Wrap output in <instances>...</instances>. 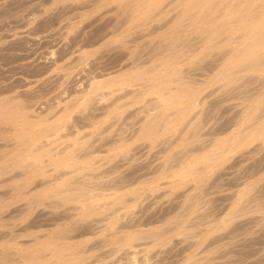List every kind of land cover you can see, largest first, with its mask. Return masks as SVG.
<instances>
[{
	"label": "rangeland",
	"instance_id": "obj_1",
	"mask_svg": "<svg viewBox=\"0 0 264 264\" xmlns=\"http://www.w3.org/2000/svg\"><path fill=\"white\" fill-rule=\"evenodd\" d=\"M141 1L2 0L0 264H264V0Z\"/></svg>",
	"mask_w": 264,
	"mask_h": 264
},
{
	"label": "bare ground",
	"instance_id": "obj_2",
	"mask_svg": "<svg viewBox=\"0 0 264 264\" xmlns=\"http://www.w3.org/2000/svg\"><path fill=\"white\" fill-rule=\"evenodd\" d=\"M45 1V0H44ZM106 1V0H105ZM115 1V0H114ZM143 1V0H142ZM141 1V2H142ZM173 1H175V0H173ZM194 1V0H193ZM201 1V0H200ZM243 1V0H242ZM140 2V3H141ZM263 2V1H262ZM159 3V2H158ZM169 3V2H168ZM174 3V2H173ZM216 3V2H215ZM9 4V3H8ZM11 4H13V3H11ZM104 4V3H103ZM102 5V4H101ZM135 6H137L136 4H134ZM149 5V4H148ZM247 5V4H246ZM13 6V5H12ZM135 6L133 7V9H135ZM142 6V5H141ZM166 6V5H165ZM189 6V5H188ZM223 6V5H222ZM259 6V5H258ZM138 7V6H137ZM137 7H136V9H137ZM261 7V6H260ZM205 8V7H204ZM213 8V7H212ZM232 8H233V6H232ZM257 8H259V7H257ZM262 8V7H261ZM135 9V10H136ZM187 9V8H186ZM260 9V8H259ZM78 10V9H77ZM138 10V9H137ZM173 10V9H172ZM190 10V9H189ZM262 10V9H261ZM140 11V9L138 10V12ZM169 11H171V10H169ZM7 11L3 8V6H2V0H0V30H1V28L3 27V23L1 22V20H2V18H4L5 17V13H6ZM71 12V11H70ZM264 12V11H263ZM177 13V12H176ZM195 13V12H194ZM202 13V12H201ZM212 13V12H211ZM259 13V12H258ZM32 14V13H31ZM135 15V14H134ZM133 15V16H134ZM249 15V14H248ZM260 15V14H259ZM262 15V14H261ZM136 16V15H135ZM156 16V15H155ZM217 16V15H216ZM255 16H256V14H255ZM154 17V16H153ZM248 17V16H247ZM12 18V17H11ZM27 18H29V17H27ZM260 18H261V16H260ZM135 19V18H134ZM262 19H264V18H262ZM186 20V19H185ZM171 21V20H170ZM208 21V20H207ZM206 21V22H207ZM79 22V21H78ZM211 23V22H210ZM244 24V23H243ZM263 25V24H262ZM8 26V25H7ZM248 26V25H247ZM264 26V25H263ZM28 27V26H27ZM140 26H137V28H139ZM6 28V27H5ZM4 28V29H5ZM163 28V27H162ZM12 30V29H11ZM13 30H14V28H13ZM262 30V29H261ZM260 30V31H261ZM264 30V29H263ZM2 31V30H1ZM135 31V30H134ZM176 31V30H175ZM11 32H13V31H11ZM10 33V32H9ZM256 33V32H255ZM261 33V32H260ZM124 34V33H123ZM132 34V33H131ZM136 34H137V36H138V34L141 36V34H140V32H136ZM261 34H263V32L261 33ZM19 35V34H18ZM17 34H13L12 36L11 35H9L8 37L9 38H11V40H10V42H9V47H10V49H11V47L12 46H15L16 44V37L18 36ZM133 35V34H132ZM253 35V34H252ZM156 36V35H155ZM264 36V35H263ZM185 37V36H184ZM254 37V36H253ZM180 38H182V37H180ZM255 38V37H254ZM4 39V38H3ZM118 39V38H117ZM134 39V38H133ZM132 39V41L131 42H133L134 40ZM141 39H142V37H141ZM239 39V38H238ZM17 40H18V38H17ZM137 40V39H136ZM240 40V39H239ZM5 41V40H4ZM50 41V40H49ZM237 41V40H236ZM38 42V41H37ZM183 42V41H182ZM201 42V41H200ZM220 42V41H219ZM238 42V41H237ZM26 43V42H25ZM50 43V42H49ZM91 43V42H90ZM135 43V42H134ZM147 43V42H146ZM31 44V43H30ZM190 44V43H189ZM70 45V44H69ZM76 45V44H75ZM178 45V44H177ZM181 45V44H180ZM17 46H18V44H17ZM141 46H143V45H141ZM145 46H146V44H145ZM87 47V46H86ZM189 47V46H188ZM191 47V46H190ZM82 48H84V46L82 47ZM127 48V47H126ZM140 48V47H139ZM162 48V47H161ZM9 49V50H10ZM13 49V48H12ZM16 48H14L13 50H15ZM4 50V49H3ZM12 50V51H13ZM132 50V49H131ZM233 50V49H232ZM124 51V50H123ZM260 51V50H259ZM0 52H1V49H0ZM15 52V51H14ZM73 52V51H72ZM226 52V51H225ZM36 53V52H35ZM66 54V48H64V47H62V46H60L59 48H58V54H59V56L58 57H60V58H62L63 57V54ZM77 53V52H76ZM135 53V52H134ZM187 53V52H186ZM252 53V52H251ZM263 53V52H262ZM8 54V53H7ZM57 54V55H58ZM74 54V53H73ZM194 54V53H193ZM42 55V54H41ZM44 55V54H43ZM49 55H51V56H54V55H56L55 54V52H50V54ZM79 55V54H78ZM81 55V54H80ZM144 55V54H143ZM185 55V54H184ZM226 55V54H225ZM254 55V54H253ZM45 56V55H44ZM108 56V55H107ZM57 57V58H58ZM123 57V56H122ZM168 57H169V55H168ZM192 57V56H191ZM244 57V56H243ZM53 58V57H52ZM51 58V59H52ZM188 58V57H187ZM48 59V58H47ZM51 59H49V60H51ZM53 59H55V58H53ZM53 59H52V61H53ZM121 59V58H120ZM49 60H48V62H49ZM64 60V59H63ZM136 60V59H135ZM134 60V61H135ZM155 60V59H154ZM240 60V59H239ZM26 61V60H25ZM35 61V60H34ZM45 61H46V59H45ZM56 61V60H55ZM55 61H54V65H55ZM36 62V61H35ZM48 62H47V64H48ZM51 62V61H50ZM188 62V61H187ZM218 62V61H217ZM263 62V61H262ZM53 63V62H52ZM58 63V62H57ZM114 63V62H113ZM135 63V62H134ZM133 63V64H134ZM232 64V63H231ZM72 65V64H71ZM89 65V64H88ZM139 65V64H138ZM190 65V64H189ZM247 65V64H246ZM59 66V65H58ZM99 66V65H98ZM200 66V65H199ZM198 66V67H199ZM27 67H31V68H28V69H26L25 70V75L27 76V77H29V79L31 80H35V79H37L39 76H42V75H44L45 73H46V71L48 70V66L46 65V64H42V66L40 67V64L38 65H36V66H33V65H28ZM70 67V66H69ZM89 67V66H88ZM187 67V66H186ZM68 68V67H67ZM124 68V67H123ZM188 68H189V66H188ZM193 68V67H192ZM87 69V68H86ZM149 69V68H148ZM194 69V68H193ZM196 69V68H195ZM198 69V68H197ZM209 69V68H208ZM207 69V70H208ZM88 70V69H87ZM92 70V69H91ZM209 71V70H208ZM210 72V71H209ZM237 72V71H236ZM35 73H39L40 75L39 76H35L34 74ZM93 73V72H92ZM203 73V72H202ZM69 74V73H68ZM167 74V73H166ZM194 74V73H193ZM221 74V73H220ZM17 76V75H16ZM180 76V75H179ZM72 77V76H71ZM75 77V76H74ZM132 77V76H131ZM184 77V76H183ZM26 78V77H25ZM79 78H80V74H79ZM86 78V77H85ZM148 78V77H147ZM204 78V77H203ZM72 79V78H71ZM95 79V78H94ZM149 79V78H148ZM21 80V79H20ZM31 81L30 83L31 84H34V83H38V82H40V80L38 81ZM76 81L78 80V77L76 76V79H75ZM84 80V79H83ZM100 80V79H99ZM174 80V79H173ZM18 81V80H17ZM22 81H20L19 83H21ZM44 82V81H43ZM82 82V81H81ZM87 82V81H86ZM89 82V81H88ZM87 82V83H88ZM245 82V81H244ZM243 82V83H244ZM2 83V82H1ZM84 83V82H83ZM134 83V82H133ZM79 84V83H78ZM177 84V83H176ZM200 84V83H199ZM202 84V83H201ZM85 85V84H84ZM124 85V84H123ZM166 85V84H165ZM240 85H242V84H240ZM76 86V85H75ZM152 86V85H151ZM259 86V85H258ZM81 87V86H80ZM75 88H77V87H75ZM84 88V87H83ZM82 88V89H83ZM92 88V87H91ZM161 88V87H160ZM171 88V87H170ZM243 88V87H242ZM166 89V88H165ZM184 89V88H183ZM64 90V89H63ZM80 90H81V88H80ZM168 90V89H167ZM196 90V89H195ZM239 90V89H238ZM252 90V89H251ZM251 90H249V91H251ZM185 91V90H184ZM255 91V90H254ZM141 92V91H140ZM240 92V91H239ZM242 92V91H241ZM241 92H240V94H241ZM257 92V91H256ZM26 93V92H25ZM130 93V92H129ZM185 93V92H184ZM183 93V94H184ZM252 93V92H251ZM248 94V93H247ZM250 94V93H249ZM254 94V93H253ZM12 95V94H11ZM187 95V94H186ZM166 96V95H165ZM63 97V96H62ZM155 97V96H154ZM252 97V95H245V99H250ZM5 98V97H4ZM57 98V97H56ZM83 98V97H82ZM207 98V97H206ZM7 99V98H6ZM52 99V98H51ZM55 99V98H54ZM59 99V98H58ZM175 99V98H174ZM220 99V98H219ZM1 100V99H0ZM99 100V99H98ZM145 100V99H144ZM221 100V99H220ZM219 100V101H220ZM225 100V99H224ZM105 101V100H104ZM2 102V101H1ZM52 102V101H51ZM218 102V101H217ZM39 103V102H38ZM98 103V102H97ZM214 103V102H213ZM254 103V102H253ZM51 104V103H50ZM163 107V106H162ZM257 107V106H256ZM128 108V107H127ZM254 108V107H253ZM263 108V107H262ZM44 109V108H43ZM200 109H201V107H200ZM215 109V108H214ZM225 109V108H224ZM76 110V109H75ZM79 110V109H78ZM263 110V109H262ZM124 111V110H123ZM244 111V110H243ZM252 111H253V109H252ZM145 112V111H144ZM73 113V112H72ZM198 113V112H197ZM174 114V113H173ZM247 114H249V113H247ZM164 116V115H163ZM184 116V115H183ZM214 116V115H213ZM237 116V115H236ZM193 117H194V115H193ZM192 117V118H193ZM196 117V116H195ZM203 117H205L204 115H203ZM190 118V117H189ZM3 119V118H2ZM63 119V118H62ZM89 119V118H88ZM259 120H260V118H258ZM55 120H57V119H55ZM85 120V119H84ZM175 121V120H174ZM190 121H192V120H190ZM20 122V121H19ZM63 122V121H62ZM216 122V121H215ZM252 123L254 122V121H251ZM256 122V121H255ZM257 122H258V120H257ZM256 122V123H257ZM22 123H23V121H22ZM75 123V122H74ZM103 123V122H102ZM164 123V122H163ZM255 123V124H256ZM45 124V123H44ZM43 124V125H44ZM54 124V123H53ZM105 124V123H104ZM228 124V123H227ZM239 124V123H238ZM187 125V124H186ZM229 125V124H228ZM256 125H258V124H256ZM255 125V126H256ZM48 126V125H47ZM219 126V125H218ZM224 126V125H223ZM67 127V126H66ZM109 127V126H108ZM236 127H238V126H236ZM244 127V126H243ZM80 128V127H79ZM126 128V127H125ZM220 128V127H219ZM241 128V127H240ZM245 128V127H244ZM252 128V124H250L249 126H247V130H246V132L247 131H249V129H251ZM256 128V127H255ZM260 128V127H259ZM46 129V128H45ZM71 129V128H70ZM169 129V128H168ZM207 129V128H206ZM212 129V128H211ZM216 129H218V127L216 128ZM106 130H108V129H106ZM209 130V129H208ZM263 130V129H262ZM14 131V130H13ZM43 131V130H42ZM47 131V130H46ZM66 131V130H65ZM170 131V130H169ZM212 131V130H211ZM220 131H221V129H220ZM223 131V130H222ZM242 131V130H241ZM264 131V130H263ZM93 132V131H92ZM104 132V131H103ZM207 132V131H206ZM218 132V131H217ZM39 133V132H38ZM37 133V134H38ZM195 133V132H194ZM213 135L216 133V131L214 132H211ZM220 133V132H219ZM225 133V132H224ZM230 133V132H229ZM241 133V132H240ZM242 133H244V130H243V132ZM10 134V133H9ZM56 134V133H55ZM210 134V133H209ZM3 135V134H2ZM1 135V136H2ZM6 135V134H5ZM78 135V134H77ZM154 135V134H153ZM204 135V134H203ZM211 135V134H210ZM216 135V134H215ZM51 136V135H50ZM53 136V135H52ZM206 136V135H205ZM231 136V135H230ZM47 137V136H46ZM197 137V136H196ZM195 137V138H196ZM209 138V137H208ZM235 138V137H234ZM156 139V138H155ZM192 139V138H191ZM85 140V139H84ZM129 140V139H128ZM167 140V139H166ZM222 140V139H221ZM44 141V140H43ZM50 141V140H49ZM95 141V140H94ZM208 141V140H207ZM8 142V141H7ZM52 142V141H51ZM113 142V141H112ZM172 142V141H171ZM175 142V141H174ZM11 143V142H10ZM106 143V142H105ZM111 143V142H110ZM204 143V142H203ZM234 143V142H233ZM107 144V143H106ZM169 144V143H168ZM53 145V144H52ZM202 145V144H201ZM224 145V144H223ZM258 145V144H257ZM203 146V145H202ZM262 146V145H261ZM261 146H259V147H261ZM12 147V146H11ZM103 147V146H102ZM239 147V146H238ZM65 148V147H64ZM97 148V147H96ZM152 148V147H151ZM255 148H257V147H255ZM75 149V148H74ZM82 149V148H81ZM145 149V148H144ZM143 149V150H144ZM236 149V148H235ZM234 149V150H235ZM57 150V149H56ZM162 150V149H161ZM201 150V149H200ZM213 150V149H212ZM227 150V149H226ZM2 151V150H1ZM0 151V152H1ZM142 151V150H141ZM184 151V150H183ZM252 151V150H251ZM250 151V152H251ZM264 151V150H263ZM63 152V151H62ZM140 152V151H139ZM164 152V151H163ZM190 152V151H189ZM197 152V151H196ZM227 152V151H226ZM225 152V153H226ZM56 153V152H55ZM179 153V152H178ZM230 153V152H229ZM249 153V152H248ZM183 154V153H182ZM190 154V153H189ZM192 154H194V153H192ZM251 154V153H250ZM51 155V154H50ZM131 155V154H130ZM174 155V154H173ZM254 155V154H253ZM1 156V155H0ZM157 156V155H156ZM161 156V155H160ZM186 156V155H185ZM73 157V156H72ZM191 157V156H190ZM250 157V156H249ZM215 158H216V156H215ZM13 159V158H12ZM57 159V158H56ZM81 159V158H80ZM120 159V158H119ZM122 159V158H121ZM243 159H244V157L241 159L242 161H243ZM247 159V158H246ZM246 159H245V161H246ZM261 159H263L262 157H261ZM25 160V159H24ZM68 160V159H67ZM129 160V159H128ZM186 160V159H185ZM211 160H213V159H211ZM260 160V159H259ZM264 160V159H263ZM21 161V160H20ZM115 161V160H114ZM257 161V160H256ZM262 161V160H261ZM169 162V161H168ZM182 162V161H181ZM197 162V161H196ZM241 162V161H240ZM19 163V162H18ZM117 163V162H116ZM206 163V162H205ZM242 163V162H241ZM248 163V162H247ZM263 163V162H262ZM1 164V163H0ZM82 164V163H81ZM175 164V163H174ZM196 164V163H195ZM194 164V165H195ZM212 164V163H211ZM218 164V163H217ZM261 164V163H260ZM264 164V163H263ZM262 164V165H263ZM149 165V164H148ZM185 165V164H184ZM222 165V164H221ZM236 165H237V163H236ZM257 165V164H256ZM29 166H31L30 164H29ZM142 166V165H141ZM176 166V165H175ZM238 166V165H237ZM251 166V165H250ZM111 167H113V166H111ZM138 167V166H137ZM144 167V166H143ZM196 167V166H195ZM194 167V168H195ZM199 167V166H198ZM228 167V166H227ZM262 167V166H261ZM45 168V167H44ZM96 168V167H95ZM110 168V167H109ZM119 168V167H118ZM160 168V167H159ZM171 168V167H170ZM174 168V167H173ZM187 168V167H186ZM231 168V167H230ZM255 168V167H254ZM263 168H264V166H263ZM43 169V168H42ZM226 169V168H225ZM234 169V168H233ZM256 169V168H255ZM35 170V169H34ZM115 170L117 171V169L115 168ZM164 170V169H163ZM168 170V169H167ZM249 170V169H248ZM109 171V170H108ZM254 171H256V170H254ZM259 171V170H258ZM105 172V171H104ZM138 172V171H137ZM206 172V171H205ZM224 172V171H223ZM102 173V172H101ZM136 173V172H135ZM256 173H259V172H256ZM17 174V173H16ZM112 174H114V173H112ZM153 174V173H152ZM188 174H190V173H188ZM228 174V173H227ZM254 174V173H253ZM84 175V174H83ZM98 175H100V174H98ZM147 175V174H146ZM145 175V176H146ZM77 176V175H76ZM249 176V175H248ZM95 177H97V176H95ZM105 177V176H104ZM115 177V176H114ZM125 177V176H124ZM123 177V178H124ZM129 177V176H128ZM134 177V176H133ZM181 177V176H180ZM199 177V176H198ZM227 177V176H226ZM244 177V176H243ZM242 177V178H243ZM259 177V176H258ZM6 178V177H5ZM99 178V177H98ZM8 179V178H7ZM132 179V178H131ZM196 179V178H195ZM209 179V178H208ZM61 180V179H60ZM123 180V179H122ZM128 180H130L129 178H128ZM127 180V181H128ZM133 180V179H132ZM149 180V179H148ZM55 181V180H54ZM118 181H120V180H118ZM125 181V180H124ZM145 181V180H144ZM216 181V180H215ZM131 182V181H130ZM139 182V181H138ZM34 183V182H33ZM120 183V182H119ZM127 183V182H126ZM182 183V182H181ZM190 183V182H189ZM210 183V182H209ZM4 184V183H3ZM6 184V183H5ZM76 184V183H75ZM81 184V183H80ZM106 184V183H105ZM104 184V185H105ZM122 184V183H121ZM123 184H124V182H123ZM122 184V185H123ZM202 184V183H201ZM157 185V184H156ZM112 186V185H111ZM114 186V185H113ZM264 186V185H263ZM11 187V186H10ZM23 187V186H22ZM26 187V186H25ZM31 187V186H30ZM29 187V188H30ZM37 187V186H36ZM115 187H116V185H115ZM122 188V187H121ZM203 188V187H202ZM120 189V188H119ZM186 189V188H185ZM21 190V189H20ZM148 190V189H147ZM65 191V190H64ZM18 192V191H17ZM93 192V191H92ZM68 194V193H67ZM105 195V194H104ZM138 195V194H137ZM239 195V194H238ZM228 196V195H227ZM241 196V195H240ZM69 197V196H68ZM97 197V196H96ZM2 198V197H1ZM13 198V197H12ZM125 198V197H124ZM146 198V197H145ZM21 199V198H20ZM51 199V198H50ZM3 200V199H2ZM18 200V199H17ZM63 200H64V198H63ZM128 200V199H127ZM145 200V199H144ZM247 200V199H246ZM39 201V200H38ZM131 201V200H130ZM133 202V201H132ZM243 202H245V201H243ZM11 204V203H10ZM136 204V203H135ZM134 204V205H135ZM169 205V204H168ZM171 205V204H170ZM50 206V205H49ZM140 206V205H139ZM48 207V206H47ZM46 207V208H47ZM84 207V206H83ZM204 207V206H203ZM235 207V206H234ZM240 207V206H239ZM244 208H245V206H243ZM55 208H57V207H55ZM169 208V207H168ZM42 209V208H41ZM70 209V208H69ZM112 209V208H111ZM137 209V208H136ZM46 210V209H45ZM118 210V209H117ZM15 211V210H14ZM73 211V210H72ZM115 211V210H114ZM9 212V211H8ZM240 212H242V211H240ZM113 213V212H112ZM134 213V212H133ZM140 213V212H139ZM162 213V212H161ZM235 213V212H234ZM45 214V213H44ZM43 214V215H44ZM123 214V213H122ZM154 214V213H153ZM127 215V214H126ZM240 215V214H239ZM121 216V215H120ZM165 216V215H164ZM11 217V216H10ZM13 217H15V216H13ZM38 217V216H37ZM130 217V216H129ZM144 217V216H143ZM146 217V216H145ZM155 217H157V216H155ZM140 218H142V217H140ZM106 219V218H105ZM132 219V218H131ZM160 219V218H159ZM4 220V219H3ZM152 220V219H151ZM225 220V219H224ZM44 221V220H43ZM130 221V220H129ZM136 221V220H135ZM95 222V221H94ZM138 222H140V220L138 221ZM135 223V222H134ZM137 223V222H136ZM150 223V222H149ZM78 224V223H77ZM95 224V223H94ZM196 224V223H195ZM225 224V223H224ZM99 225V224H98ZM93 226V225H92ZM121 226V225H120ZM123 226V225H122ZM121 226V227H122ZM128 226V225H127ZM140 226H142V225H140ZM147 226V225H146ZM120 227V228H121ZM225 227V226H224ZM86 229V228H85ZM171 229V228H170ZM71 230V229H70ZM73 230V229H72ZM142 230V229H141ZM28 231V230H27ZM83 231V230H82ZM1 232V231H0ZM67 231H65V233H66ZM75 232V231H74ZM71 233V232H70ZM80 233V232H79ZM161 234V233H160ZM62 235V234H61ZM64 235V234H63ZM44 236V235H43ZM60 236V235H59ZM71 236V235H70ZM83 236V235H82ZM227 236V235H226ZM65 237V236H64ZM129 237V236H128ZM153 237V236H152ZM172 237V236H171ZM185 237V236H184ZM31 238V237H30ZM39 238V237H38ZM57 238V237H56ZM170 238V237H169ZM188 238V237H187ZM202 238V237H201ZM121 239V238H120ZM205 239V238H204ZM118 240V239H117ZM255 240V239H254ZM59 241V240H58ZM65 241V240H64ZM40 242V241H39ZM41 243V242H40ZM52 244V243H51ZM60 244V243H59ZM50 245V244H49ZM242 245V244H241ZM24 246V245H23ZM44 246V245H43ZM170 246V245H169ZM188 246V245H187ZM33 247V246H32ZM41 249V248H40ZM30 250V249H29ZM52 250V249H51ZM256 251V250H255ZM47 252V251H46ZM126 253V252H125ZM2 254V253H1ZM64 254V253H63ZM82 255V254H81ZM4 256V255H3ZM32 256V255H31ZM253 256V255H252ZM67 257V256H66ZM84 257V256H83ZM126 257H128V256H126ZM4 259V258H3ZM41 259V258H40ZM69 259V258H68ZM21 261V260H20ZM58 262V261H57ZM196 263V262H195ZM195 263H193V264H195ZM208 263V262H207ZM189 264V263H188ZM213 264V263H212Z\"/></svg>",
	"mask_w": 264,
	"mask_h": 264
},
{
	"label": "crops",
	"instance_id": "obj_3",
	"mask_svg": "<svg viewBox=\"0 0 264 264\" xmlns=\"http://www.w3.org/2000/svg\"><path fill=\"white\" fill-rule=\"evenodd\" d=\"M202 149H203V148H202ZM202 149H201V150H202ZM217 157H218V155L216 156V158H217ZM216 158L214 157V158H212L213 160L210 159L209 161H211V162H212V161H215ZM263 163H264V162H263ZM263 163H262V164H263ZM262 164L260 165V167L262 166L260 169H263L264 164H263V165H262ZM261 171H262V170H259L258 172L260 173ZM207 185H210V184H205V186H207ZM235 186H237V185H235Z\"/></svg>",
	"mask_w": 264,
	"mask_h": 264
}]
</instances>
